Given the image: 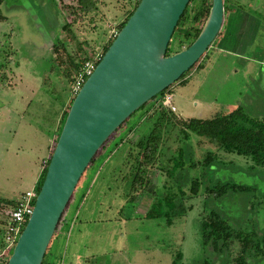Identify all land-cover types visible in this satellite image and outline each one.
<instances>
[{
	"label": "rangeland",
	"instance_id": "rangeland-1",
	"mask_svg": "<svg viewBox=\"0 0 264 264\" xmlns=\"http://www.w3.org/2000/svg\"><path fill=\"white\" fill-rule=\"evenodd\" d=\"M76 1L0 0V199L5 201L16 202L36 187L77 93L81 64L104 51L137 3L95 0L96 11L79 17L72 10ZM240 21L245 26L237 32ZM228 32L237 35L229 38ZM53 45L66 48L62 64ZM166 93L173 113L162 105ZM238 106L264 116V0H226L223 27L186 77L135 111L98 149L61 215L44 264H172L178 252V264H222L226 256L201 244L200 223L210 210L264 241V167L187 131L185 139L179 121L211 119ZM148 137L156 145L154 160L136 177L135 146ZM209 153L216 162L204 168L200 163ZM180 159L185 167L172 169ZM191 162L195 168L188 167ZM193 179L201 182L200 190L185 199L190 207L185 216L173 217L170 225L163 215L146 217L153 203L178 187L188 194ZM223 182L251 190L219 200L206 194L205 188ZM11 208L0 205V242ZM235 252L236 247L230 256Z\"/></svg>",
	"mask_w": 264,
	"mask_h": 264
},
{
	"label": "water",
	"instance_id": "water-1",
	"mask_svg": "<svg viewBox=\"0 0 264 264\" xmlns=\"http://www.w3.org/2000/svg\"><path fill=\"white\" fill-rule=\"evenodd\" d=\"M189 1L140 0L83 82L7 264H42L61 215L98 149L130 115L178 81L211 46L223 24V0H211L207 19L189 47L166 56Z\"/></svg>",
	"mask_w": 264,
	"mask_h": 264
},
{
	"label": "trees",
	"instance_id": "trees-1",
	"mask_svg": "<svg viewBox=\"0 0 264 264\" xmlns=\"http://www.w3.org/2000/svg\"><path fill=\"white\" fill-rule=\"evenodd\" d=\"M139 2L140 0H137L134 8L127 14L125 19L119 25H116V27L118 26V32L126 24L127 20L132 15ZM225 2L226 0L223 1L224 12ZM210 7L211 0L189 1L172 33L170 42L166 50V56L178 53L186 49L193 43L207 19ZM72 10L73 12H75V14H79V17L82 15L91 14L96 11L95 0H77L76 5ZM113 40L114 38L107 43L104 51L100 53V58L95 61V66L107 51ZM53 51L59 54L57 56V60L60 62V64H62V59L60 57V55L62 54L60 53L61 51H63V53L67 54L66 48L61 45H53ZM83 64L84 62L81 64V67L83 66ZM195 64L188 71H186L178 81H182L186 77L187 73L195 66ZM186 82H184L183 84H185ZM167 91L168 88L154 96L149 101H152L153 103L158 96ZM144 105L139 109L143 108ZM66 115L67 112L64 114L62 124L65 120ZM179 121L181 130H184L183 137L185 139L188 137L189 133L199 137H204L210 142L214 143L220 151L228 154H235L238 156L246 157L250 159L254 166L264 167V116H253L249 114V112L242 106H238L230 113L216 114L211 119L203 120L197 118H188L186 120ZM124 123H122L120 127ZM61 128L62 125L60 129ZM186 131L189 133H187ZM135 147L138 149V152L136 154L137 157L135 159V176L141 177V168H144L143 170L145 173L146 169L144 166L151 165L154 160L156 145H154L153 140L148 137L147 141H145L144 144L142 143V141H138ZM179 154L181 155V149H179ZM49 161L50 158L42 169L40 177L35 184L37 192H39L44 181ZM92 161L93 158L90 162ZM215 162L216 155L209 153L201 161L200 166L204 168H210L214 165ZM184 167L185 163L180 159L179 161L175 162L172 169H182ZM188 167L195 168L196 166L195 163L191 162L188 164ZM167 175L170 178V172H167ZM200 185L201 182L198 179H193L190 182L188 194H186L180 187H178L175 194H172L171 196L166 195L160 201L153 203L148 210L146 217L156 218L163 215L166 219V224L170 225L172 223L173 217H182L186 215V212L188 209H190V207L187 208L185 206V199L196 197L200 190ZM250 190L251 188L248 186L239 185L232 182L217 183L216 185L208 186L207 188H205L206 194L212 196L215 200H219L229 193H246ZM173 197H175L176 199ZM17 201L11 202L0 199V205L6 203L8 205H12L13 208L16 205ZM162 209L166 212L162 211ZM60 221L61 218L59 222ZM26 222L24 223L23 228ZM200 237L203 247H209L216 256L227 257L226 261L222 264H258V262L264 258V241L258 236V233H256L255 231L245 232L240 229H234L228 223V221L224 219L223 216L216 210H210L208 214L203 217L200 223ZM235 247L236 252L231 257L230 251ZM44 258L42 260V264H44L45 262ZM181 260L182 254L178 252L175 254L172 264H178ZM201 264H211V262L208 260H204Z\"/></svg>",
	"mask_w": 264,
	"mask_h": 264
},
{
	"label": "built area",
	"instance_id": "built-area-1",
	"mask_svg": "<svg viewBox=\"0 0 264 264\" xmlns=\"http://www.w3.org/2000/svg\"><path fill=\"white\" fill-rule=\"evenodd\" d=\"M100 58V54L96 59L86 61L82 67V72L79 74V79L76 82V91L80 89L86 78L92 73L95 68V61ZM162 105L168 107L172 112H175V107L171 104V94L166 93L162 99ZM38 192L34 187L20 195L16 205L5 212L6 225L2 234L0 247V264H7L11 251L21 234L24 223L32 213L34 202Z\"/></svg>",
	"mask_w": 264,
	"mask_h": 264
},
{
	"label": "crops",
	"instance_id": "crops-1",
	"mask_svg": "<svg viewBox=\"0 0 264 264\" xmlns=\"http://www.w3.org/2000/svg\"><path fill=\"white\" fill-rule=\"evenodd\" d=\"M245 20H246V19H245ZM243 22H244V21H243ZM253 23H254V25H255V22H253ZM223 24H224V20H223ZM223 24H222V27H223ZM251 24H252V22H249V25H251ZM239 25H240V26H239V28L237 29V32H238L240 29H242L243 26H245V24L242 23V21H240ZM222 27H221V28H222ZM244 28H245V27H244ZM250 28H251V27H250ZM237 32H236V33H233V34H231V35H230V33L228 32L229 34H226V36H227V35H228V36L230 35V36H229V38H230L232 35L235 36L234 34L237 35ZM226 36L224 35L223 40L227 39ZM221 44H222V41H221Z\"/></svg>",
	"mask_w": 264,
	"mask_h": 264
}]
</instances>
